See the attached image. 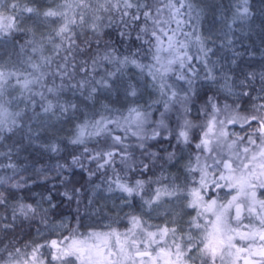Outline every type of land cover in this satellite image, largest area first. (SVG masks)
Wrapping results in <instances>:
<instances>
[{"label":"snow or ice","instance_id":"1","mask_svg":"<svg viewBox=\"0 0 264 264\" xmlns=\"http://www.w3.org/2000/svg\"><path fill=\"white\" fill-rule=\"evenodd\" d=\"M25 14L40 17L43 30L27 26ZM250 15L243 0L235 19ZM200 16L195 0H51L42 12L20 0H0V141L25 128L31 140L33 123L40 125L38 136L75 120L67 141L83 152L72 163L84 167L80 161L86 159L97 170L111 168L107 190L120 192L124 205L140 201L139 212L120 218L128 222L124 231L107 224L106 230L73 228L43 244L9 241L0 247V264H264V73L255 97L256 73L243 74L238 85L230 73L218 75L210 63L213 49L198 33ZM111 28L122 40L134 32L141 47L120 53L105 39ZM17 34H23L22 43ZM192 46L203 76L192 63ZM201 80L217 91L209 95L203 84L197 86ZM121 89L129 101L125 111L100 101ZM202 95L204 120L197 122L191 105ZM220 95L234 103L222 105ZM245 97L255 101L251 111L242 109ZM97 103L100 109L90 112ZM153 141L162 151L153 150ZM46 148L60 150L56 142ZM117 162L123 165L119 171ZM130 172L151 175L130 181ZM12 180L0 176V185L24 186ZM0 206H9L3 191ZM11 207V222L0 217L5 234L37 219L49 226L40 202ZM161 215L164 223H154Z\"/></svg>","mask_w":264,"mask_h":264},{"label":"trees","instance_id":"2","mask_svg":"<svg viewBox=\"0 0 264 264\" xmlns=\"http://www.w3.org/2000/svg\"><path fill=\"white\" fill-rule=\"evenodd\" d=\"M9 2V0H8ZM21 4L27 3L28 6L37 8L39 11H43L50 6V2H44V0H20ZM195 3L201 10L200 20L198 22V33L204 39L206 46L211 47L213 51L209 53L210 63L216 65L215 71L217 74L228 72L236 80L237 85L239 80L243 78L245 73H256L257 81L254 82L253 87L255 91H252V96L255 97L260 89L259 74L264 73V0H248V8L251 12L250 17L246 21H240L235 19L237 16L238 8L243 7V0H195ZM232 15L230 18L229 16ZM26 25L29 27H35L37 32L43 30L41 24V18L31 16L27 18ZM138 23H142L138 22ZM175 27V24L172 25ZM215 30H225L227 36L211 37L208 33ZM108 35L105 39L112 41L113 46L118 49L120 53H127L129 51H135L141 47V42L135 40V33L130 40H122L118 34L116 28L107 30ZM17 39L22 43L23 34H17ZM146 52L147 45L144 46ZM189 53L193 55V64L197 65L200 70V75H204L203 65L195 59L198 54L196 46L189 48ZM142 61L147 62V57L141 55L139 57ZM135 71L129 69V72ZM128 77H125L127 79ZM133 79H135L133 77ZM203 84L204 90L211 95L216 92L215 87L209 89L206 82L198 81L197 86ZM239 92V88L236 89ZM141 93L143 95L144 88L141 85ZM70 98V93L66 94ZM147 99V95H143L141 102L143 103ZM205 97L202 95L196 102L191 105L192 112L191 117L195 118L197 122L204 120L203 115L199 114V109L202 107ZM221 104L227 102L229 104L234 103L233 98H227L223 95L219 96ZM102 103L109 106L125 111L129 101L124 98L123 90L118 93L103 94L100 96ZM255 101L245 97L242 104V109L251 111L252 105ZM96 109H100V103L95 105V109L91 106L89 111L92 112ZM81 115L82 118V114ZM154 118L158 116V113H153ZM75 120L61 121L56 124V132H44L41 131L37 136L35 131L40 127L38 123H33V134L31 140L28 138L27 128L18 131L12 135L11 138H6L4 141H0V176H7L16 172L24 174L23 187L11 188L9 186L4 187L3 192L5 196L9 198V206H0V217H7L6 222H11L12 205L18 201L25 203L36 204L40 202L44 208L48 209V217L50 223L54 220H58L62 217L68 216L69 221L65 229L60 231L46 230L45 225L39 222V219L31 223V227L27 224L18 225L14 230H10L5 234L4 231H0V247L4 244L13 241L20 245L25 242H37L47 243L50 240H59L62 236L69 234V230L79 227L81 232L89 230V227H94L96 230H106L104 225L111 224L113 227L118 228L120 231L125 230L127 227V219H120L124 217L125 213L137 212L140 208V201L138 198L133 200V208L129 210H123L115 212L108 204H104L101 200L100 193H109L108 183L110 178L113 177L111 168L96 169L95 162H89L86 159H81L80 164L84 167L72 163L73 156H80L83 152L81 146L70 145L67 141V137L71 135V129L74 126ZM232 131H241L238 125L231 126ZM56 142L59 147L58 152L48 151L46 146ZM163 147H169L167 141L162 142ZM174 144V140L172 141ZM153 150L162 151L161 144L153 141L150 142ZM90 149H95L97 145L95 143H89ZM187 155L188 153L185 152ZM87 155V154H85ZM137 157H139V151H136ZM11 163L14 168L6 167ZM54 166L56 171H59L61 175L38 177L30 174L32 168L37 166ZM57 165H63L61 169L57 168ZM117 170H121L123 165L117 162ZM168 170L171 172L176 171V166L169 165ZM159 169H157L158 173ZM89 172H94V175L89 176ZM123 175V172H121ZM147 175H151V172L144 177H140L137 172H130L125 179L133 181L135 178H147ZM79 191H76V190ZM9 193L12 196H9ZM64 193H68L71 196L69 199ZM12 197H15L13 199ZM51 197L49 201L47 198ZM50 205H55L51 207ZM117 220L119 221L117 223ZM40 229V234H37V229ZM42 252H47V248L41 249Z\"/></svg>","mask_w":264,"mask_h":264},{"label":"rangeland","instance_id":"3","mask_svg":"<svg viewBox=\"0 0 264 264\" xmlns=\"http://www.w3.org/2000/svg\"><path fill=\"white\" fill-rule=\"evenodd\" d=\"M51 0H44V2H50ZM5 5H7L8 0H4ZM230 18L232 17V15L229 16ZM211 37H221L224 38L227 36V32L225 30H215L213 32L208 33ZM221 74V72L219 73ZM218 74V75H219ZM147 100V99H146ZM231 126L233 125H229V130H231ZM232 131V130H231ZM237 133H241V131L239 132V130L236 131ZM184 156L186 157L187 155L184 153ZM59 173V174H58ZM30 174H32L33 176H38V177H47V176H55V175H61L59 171H56V168L54 166H37L35 168H32V170L30 171ZM7 176H12L13 180L12 182H19L20 184H23V181L25 179L24 174L20 173V172H16ZM8 185H0V191H3L4 187H6ZM101 195V200L104 204H108L115 212H119V211H123V210H129V209H134L133 206H128V205H124L121 202V193L116 191V192H109L107 194L106 193H100ZM140 208L137 209V212H139ZM188 211H192V210H188ZM164 216L161 215L158 218H156L154 220V223H158V224H163L164 223ZM185 219H187V217H185ZM69 221V217L65 216L62 217L58 220H54L51 223H49V226L46 227V230H52V231H60L65 229L66 227L63 228H57L56 226L60 225L61 223L65 224L67 226ZM124 231V230H123Z\"/></svg>","mask_w":264,"mask_h":264}]
</instances>
